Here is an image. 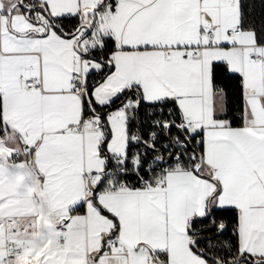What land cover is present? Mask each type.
I'll return each mask as SVG.
<instances>
[{"label":"snow or ice","instance_id":"snow-or-ice-1","mask_svg":"<svg viewBox=\"0 0 264 264\" xmlns=\"http://www.w3.org/2000/svg\"><path fill=\"white\" fill-rule=\"evenodd\" d=\"M0 264H264V0H0Z\"/></svg>","mask_w":264,"mask_h":264}]
</instances>
